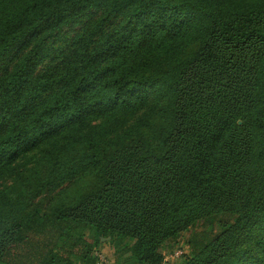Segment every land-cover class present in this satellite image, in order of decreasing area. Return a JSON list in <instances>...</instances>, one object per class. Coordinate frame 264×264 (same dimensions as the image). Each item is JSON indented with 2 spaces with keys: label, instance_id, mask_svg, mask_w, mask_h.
Listing matches in <instances>:
<instances>
[{
  "label": "trees",
  "instance_id": "trees-1",
  "mask_svg": "<svg viewBox=\"0 0 264 264\" xmlns=\"http://www.w3.org/2000/svg\"><path fill=\"white\" fill-rule=\"evenodd\" d=\"M209 216L183 264H264V0H0V264Z\"/></svg>",
  "mask_w": 264,
  "mask_h": 264
},
{
  "label": "rangeland",
  "instance_id": "rangeland-1",
  "mask_svg": "<svg viewBox=\"0 0 264 264\" xmlns=\"http://www.w3.org/2000/svg\"><path fill=\"white\" fill-rule=\"evenodd\" d=\"M79 30V27H75L73 31ZM224 217L209 216L205 219L196 220L192 225L184 231L177 240L168 241L163 244L161 249V254L164 259L165 264H183L186 257L191 254L192 247L189 244L190 239L201 233L202 231L219 233L222 230V221ZM230 225L232 223L231 219H226ZM77 236V235H76ZM105 245H101L99 250H101L106 258V264H133L130 258V243L126 239L115 237L111 234L108 235ZM110 252V255L108 254ZM174 251H181L182 254L178 258L171 257ZM167 259V260H165ZM82 264V263H80Z\"/></svg>",
  "mask_w": 264,
  "mask_h": 264
},
{
  "label": "built area",
  "instance_id": "built-area-1",
  "mask_svg": "<svg viewBox=\"0 0 264 264\" xmlns=\"http://www.w3.org/2000/svg\"><path fill=\"white\" fill-rule=\"evenodd\" d=\"M181 254H182L181 251H174L171 254V257L178 258L181 256ZM94 257L96 258V261H97L96 264H106L108 261L105 254L101 250L94 251ZM165 260H167V259H165Z\"/></svg>",
  "mask_w": 264,
  "mask_h": 264
},
{
  "label": "crops",
  "instance_id": "crops-1",
  "mask_svg": "<svg viewBox=\"0 0 264 264\" xmlns=\"http://www.w3.org/2000/svg\"><path fill=\"white\" fill-rule=\"evenodd\" d=\"M105 240H106V239H105ZM110 252H111V251H108V254H109V255H110Z\"/></svg>",
  "mask_w": 264,
  "mask_h": 264
}]
</instances>
